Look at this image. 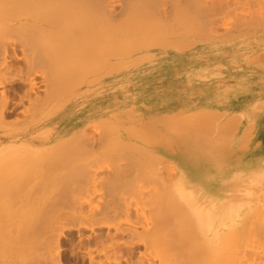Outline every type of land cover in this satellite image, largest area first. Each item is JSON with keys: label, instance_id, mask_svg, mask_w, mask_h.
<instances>
[{"label": "bare ground", "instance_id": "6f19581e", "mask_svg": "<svg viewBox=\"0 0 264 264\" xmlns=\"http://www.w3.org/2000/svg\"><path fill=\"white\" fill-rule=\"evenodd\" d=\"M263 222L264 0H0V264H235Z\"/></svg>", "mask_w": 264, "mask_h": 264}, {"label": "rangeland", "instance_id": "374dc122", "mask_svg": "<svg viewBox=\"0 0 264 264\" xmlns=\"http://www.w3.org/2000/svg\"><path fill=\"white\" fill-rule=\"evenodd\" d=\"M20 117H19V120H24L26 117L25 116H21V115H19ZM160 117V116H159ZM159 117H156L155 119H158ZM154 126H150V128H153ZM162 171L164 172V175L165 174H167V168H165V167H162ZM233 175H235L236 176V174H231L230 175V172L227 174V175H224L225 177L227 176V177H229V178H227L226 177V179H224V185H223V188L221 189L222 190V192H221V195L224 197L227 193V195H229V193H230V195H229V197L231 198H233V196H231V194H232V192H233V195H235L236 196V190L238 191V185H237V182H235L234 183V181H237L236 179L237 178H234V176ZM231 176H233V177H231ZM230 178H232L233 180V183L232 182H229V181H231L230 180ZM229 182V183H228ZM227 183H228V186H227ZM232 183V185H229V184H231ZM234 184V185H233ZM54 188L53 186H50V185H48V186H46L45 188ZM50 188V189H51ZM236 189V190H235ZM234 190H235V193H234ZM227 192V193H226ZM228 197V196H227ZM96 201V200H95ZM92 203H94V200H93V202ZM92 203H90V207L89 206H86V207H84L83 209H79V210H75V211H72V213H74L75 212V214H76V216H75V218H73V220L75 221V222H80L84 227H88V223H89V221L91 220V221H93V220H95V218H98L99 217V215H100V211H98V209H96V206L98 205V207L97 208H99V203H98V201H97V203H95V204H92ZM92 204V205H91ZM97 204V205H96ZM92 206V207H91ZM199 205H196L195 206V209H197L198 210V207ZM95 209H96V211H95ZM64 211H68V210H64ZM98 211V212H97ZM204 211H206V208H204ZM97 212V213H96ZM59 213H61V212H59ZM56 214L55 215V217L53 218V221H56L55 219H57V216H59V218L58 219H62V221H63V219H65V220H67V218H60L61 217V215L60 214ZM99 213V214H98ZM202 213V212H201ZM93 214H95V215H93ZM98 216H97V215ZM68 216V215H67ZM57 219V224H58V226H66L65 224H67V223H64L63 222V224H61L62 223V221L60 222L59 220ZM249 219V218H248ZM252 220H254L253 218H252ZM247 221H249L250 223H251V220H247ZM247 221H246V224H248L247 223ZM59 222V223H58ZM254 222V221H253ZM249 223V224H250ZM61 224V225H60ZM251 224H253V226L255 225V227H256V223H251ZM251 224L249 225V228H246V229H249V233H247V234H250V235H248V239L247 238H244V239H247V240H249L250 238H249V236H252L253 237V230H252V228L253 227H251L250 228V226H251ZM53 225H54V223H53ZM146 225H149V222L146 224ZM262 225H264V222H263V224ZM226 227V225H225V223H224V227H223V224L221 223V222H217V224H212V225H209L208 223H206V221H204L203 220V223H202V225H200V234L202 233V236H204L205 238H207V239H209V240H213V239H215V240H213V243H217V245H221V243L219 242V238L221 237V234H222V232H223V230H224V228ZM246 227H248V226H246ZM254 227V228H255ZM264 227V226H263ZM256 229V228H255ZM264 229V228H263ZM251 230L253 231L252 233H251ZM247 231V230H246ZM256 231V230H255ZM248 232V231H247ZM244 234H246V232H244ZM244 234L242 233V234H238L237 236H236V238H242L241 236L243 235V237H244ZM246 234V235H247ZM257 234V233H256ZM255 234V235H256ZM246 235H245V237H246ZM254 235V236H255ZM258 235V234H257ZM257 235H256V238H254L253 237V240L251 239L250 241H247L246 240V242H248V243H250V244H245V245H243V242H245V241H243V239H242V244L241 245H239L238 246V244L235 242V240L234 239H232V240H230V242H229V251L231 250V255H232V258L234 259V263L236 264L237 263V259L239 258V255H240V259H241V261H240V264H242L243 262H246V260H247V263H248V261L249 262H251V264H253V262H254V264H257L258 263V261H259V264H261L260 263V261H263V259H262V257L264 256V247H262L261 246V244H262V241L264 242V240L263 239H261L262 238V236H260V235H258V238H257ZM260 236V237H259ZM48 235H46V239H45V241H44V243H45V248H44V251H45V254H44V258H45V261H46V264H55V263H53V262H51V261H48L47 260V256L50 254V252H51V249H49V244H48ZM262 240H260V239ZM264 238V237H263ZM28 239L29 238H27L26 237V241H28ZM255 240H257V241H255ZM259 241V242H258ZM261 241V242H260ZM245 242V243H246ZM260 243V246H259V244L258 245H256L255 243ZM251 243H252V245H251ZM257 246H255V245ZM250 245V246H249ZM263 246H264V243L262 244ZM68 246V247H67ZM241 246H243L244 247V249H241L242 247ZM249 246V247H248ZM63 247V249H62V257H61V259H60V261L59 262H57V264H86L85 262H83L82 261V258H81V250H79V249H71V247H69V245H67L66 243H65V246H62ZM89 247H92L91 249H94L95 248V246L93 247V246H89ZM254 247H256L257 249H254ZM258 247H262V249L260 250V249H258ZM240 248V249H239ZM248 248V249H247ZM251 248H252V250H251ZM239 249V250H238ZM248 250L249 251H252V252H248ZM256 250H258V251H256ZM263 250V251H262ZM49 251V252H48ZM100 251V250H99ZM98 251V252H99ZM239 251H240V253H239ZM262 251V252H261ZM107 252H109V253H107ZM146 252H148L147 250H146ZM145 251H143V250H141V254H143L144 255V253H146ZM222 256H223V258H224V260H227L228 259V255H227V253L224 251V250H222ZM237 252H238V254H237ZM255 252H257V254H259L260 256H262V254H263V256L261 257V258H257V259H254L255 258V256H254V254H256ZM243 253V254H242ZM254 253V254H253ZM97 254H100V255H98V257H100L101 255H105L104 257L105 258H103V256H101V260H102V262H104L105 264H116V262H118L119 261V259L118 258H116V257H114V256H112L111 254H110V251L109 250H107V251H105V253L104 252H102V250H101V252H99V253H97ZM147 254L148 255H150V251H149V253H146V257L145 258H147V257H149V256H147ZM246 254H247V256H246ZM243 255H245V256H243ZM15 256L17 257V259H18V263L17 264H30V262L27 260V258H25V257H21L19 254H15ZM252 256V257H251ZM236 257H238L237 259H236ZM253 258L252 259V261H251V259L250 258ZM103 258V259H102ZM242 258H244L243 260H242ZM247 258V259H246ZM148 259V258H147ZM260 259H262V260H260ZM237 260V261H236ZM255 260V261H254ZM15 261H16V259L14 260V261H12L11 262V264H16L15 263ZM116 261V262H115ZM257 261V262H256ZM115 262V263H114ZM256 262V263H255ZM246 263V264H247ZM239 264V263H238ZM249 264V263H248ZM263 264H264V261H263Z\"/></svg>", "mask_w": 264, "mask_h": 264}]
</instances>
